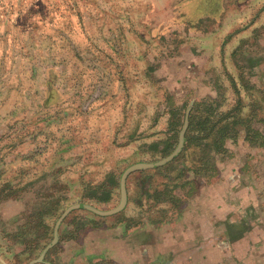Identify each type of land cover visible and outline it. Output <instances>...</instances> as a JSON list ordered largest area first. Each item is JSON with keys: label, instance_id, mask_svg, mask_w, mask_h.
Listing matches in <instances>:
<instances>
[{"label": "rangeland", "instance_id": "374dc122", "mask_svg": "<svg viewBox=\"0 0 264 264\" xmlns=\"http://www.w3.org/2000/svg\"><path fill=\"white\" fill-rule=\"evenodd\" d=\"M203 1L214 2L211 7L221 13L227 29L238 17L254 20L264 4V0H0V184L8 182L13 190L0 202V264L37 259L53 238L56 220L70 205L85 203L102 211L115 207L119 187L106 204L90 203L84 194L86 185L101 181L109 170L120 179L132 164L165 157L152 152L145 141L158 133L164 108L173 102L183 108L203 94L205 86L197 82L198 76L212 60L201 59L200 64L196 54L202 49L209 53L211 38L219 36L211 30L209 17H198ZM217 5L227 7V12ZM249 25L238 28L241 34L264 32L263 26ZM198 43L205 47L195 51ZM150 170L128 175L131 195L139 174ZM57 197L63 198L58 210L46 217L51 237L40 239L28 251L38 235L26 232L25 225L34 220L28 217ZM113 215L98 217L74 208L60 222L58 233L71 216L88 223L100 218L113 221ZM54 245L33 264H55L59 245L51 251Z\"/></svg>", "mask_w": 264, "mask_h": 264}, {"label": "crops", "instance_id": "0c3cea01", "mask_svg": "<svg viewBox=\"0 0 264 264\" xmlns=\"http://www.w3.org/2000/svg\"><path fill=\"white\" fill-rule=\"evenodd\" d=\"M211 3L214 2L200 4L204 9L198 17L210 18L211 30L220 36L221 42L217 44L218 39L212 37L214 32H210V52L202 49L196 54L200 64L203 59L212 60L210 66L202 67L197 80L210 93L205 94L203 87V94L196 100L216 98V86H222V108H227L235 94L226 72L238 82L236 63L251 58L257 64L241 70L254 87L251 97L259 102L264 91V32L241 34L238 28L244 29L248 24L254 26L251 29L264 27V4L252 16L254 20L246 22L247 18L236 17L237 21L228 23L227 29L221 24V13ZM216 8L227 12L223 5ZM232 10H228L231 21L235 19ZM194 46L195 51L205 47L200 43ZM236 86L244 103L250 101L243 83ZM185 103L186 116L192 102ZM169 109L170 105L160 114L162 126L158 133L145 143L165 139ZM224 147L226 151L215 154L212 162L201 163L199 173L183 169L181 163L175 166L177 169L156 170L160 167L156 166L139 174L131 185L132 195L129 180L126 181L127 201L123 210L115 213L118 216H111L113 221L100 218L73 233L68 232L73 230L72 224L59 228L54 263L264 264V184L260 183V179L264 180V145L249 144L240 135L235 141L227 140ZM114 196L106 203L112 202Z\"/></svg>", "mask_w": 264, "mask_h": 264}, {"label": "trees", "instance_id": "16d2710c", "mask_svg": "<svg viewBox=\"0 0 264 264\" xmlns=\"http://www.w3.org/2000/svg\"><path fill=\"white\" fill-rule=\"evenodd\" d=\"M240 61L241 62L236 63V66L239 68V73L236 77L238 78V82L243 83L242 87L245 88V91L249 92L250 101L244 103L236 86L238 82L235 81L230 73L228 74V72H226L227 80H229L231 86L234 88V101L227 108H222L225 100V91L222 86H216V98L206 97L193 101L187 113L188 125L184 134L182 150L172 160L157 167L156 170H166L170 167L176 168L175 166L181 163L186 166H182L183 169L187 168L194 173H199V168L202 167L201 163L212 162L215 154L224 153L226 151L224 144L227 140L235 141L240 135H243L244 140L249 144L264 145V105L260 104L261 99L264 102V91L261 92L258 97L260 103L257 99L252 98V93H250V91H252L254 87L241 70L245 67L251 69L257 62L251 58ZM245 78L247 84H244ZM187 106V104L184 105L183 108L182 106H170L168 111L167 136L163 140L152 141L145 144V146L152 152H158L161 157L170 154L177 145L178 134L183 124ZM85 187L86 192L84 194L88 202L94 204L106 203L113 197L115 191L118 189L119 177L116 176L113 170H109L105 173L104 178L100 182L95 184L91 183ZM12 193L13 190L8 182L0 184V202L8 199L9 195ZM62 199L63 198L60 199L59 197L55 198L48 205L44 204L32 216L28 217L34 220L25 225L26 232H34V236L38 234L35 238L37 242H34L35 245L32 247H28V251H33V249L38 246L37 243H39L40 239H49L51 237L52 228L46 221V217L53 215L58 210L59 203ZM90 222H96V220L91 219ZM86 223L87 222H84V218L80 216H71L68 221H64L63 226L72 224L73 230L66 231L73 233V231H77L84 227ZM73 235L74 234L71 236ZM67 236L69 237V235ZM57 244L53 246L51 251L55 250ZM97 264L108 263L98 262Z\"/></svg>", "mask_w": 264, "mask_h": 264}, {"label": "water", "instance_id": "95a60500", "mask_svg": "<svg viewBox=\"0 0 264 264\" xmlns=\"http://www.w3.org/2000/svg\"><path fill=\"white\" fill-rule=\"evenodd\" d=\"M188 125V121H187V114L185 116V119L183 121V125L179 131V135H178V142L176 147L174 148V150L167 156H165L164 158L156 161V162H138L135 164H132L130 166H128L125 170H123L120 179H119V191H120V197H119V202L118 204L109 209V210H98L95 207L89 205V204H85V203H79V204H73L68 206L60 215V217L56 220L55 225H54V231H53V238L52 240L45 246V248L43 249L42 253L39 255V257L37 259L31 260L28 264H33L34 262L40 261L42 260V257L44 255V253L46 252V250L48 248H50L52 245H54L57 240H58V227L60 222L63 220V218L74 208H84L87 210L92 211L95 214L101 215V216H108V215H112L115 214L119 211H121L123 209V207L126 204L127 201V192H126V180L128 175L136 170H140V169H146V168H153L156 166H160L165 164L166 162L172 160L182 149L183 147V143H184V134L186 131Z\"/></svg>", "mask_w": 264, "mask_h": 264}]
</instances>
